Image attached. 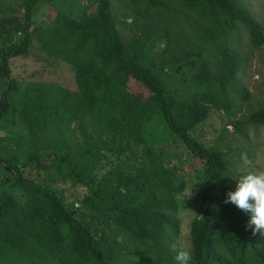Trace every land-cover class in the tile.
I'll list each match as a JSON object with an SVG mask.
<instances>
[{"label":"trees","instance_id":"16d2710c","mask_svg":"<svg viewBox=\"0 0 264 264\" xmlns=\"http://www.w3.org/2000/svg\"><path fill=\"white\" fill-rule=\"evenodd\" d=\"M17 1L23 13L0 20V128L19 121L27 135L0 136V264H177L187 180L165 148L177 141L201 179L190 264H264V236L223 203L236 181L221 138L209 145L192 134L213 109L233 114L250 98L235 44L243 29L261 45L264 26L245 2ZM42 1L50 15L34 32ZM34 36L70 64L73 89L13 77L10 58L27 55ZM232 122L264 126V102ZM68 181L87 187L75 203L57 187Z\"/></svg>","mask_w":264,"mask_h":264},{"label":"rangeland","instance_id":"374dc122","mask_svg":"<svg viewBox=\"0 0 264 264\" xmlns=\"http://www.w3.org/2000/svg\"><path fill=\"white\" fill-rule=\"evenodd\" d=\"M58 1L57 4L62 5H64L63 2H74L79 8L82 4L87 3L88 0ZM243 1L252 11L254 17L264 26V0ZM3 3L6 5H3ZM50 11L48 2L42 1L39 3L32 26L34 32L49 18ZM21 13H23V9L19 1L0 0V20L18 18ZM7 24L8 26L10 25L9 23ZM121 29L126 32L125 26H122ZM19 35L20 33L14 32V40H18ZM3 37L4 35L0 37V40H2ZM0 43L3 45L2 42ZM235 46L246 54L247 64L240 74L239 83L249 92L250 98L246 100H237V106L233 114H227L225 111L213 109L210 116L199 124L192 134L209 145L214 144L216 139L221 138L219 143L228 153L231 172L237 177L253 169L264 168V126L246 125L244 130H240V133L236 125L231 124L233 123L232 121L245 119L259 103L264 102V32L262 44L254 46L250 42L248 33L240 29ZM10 64L13 77L24 83L32 80H59L71 89L75 87V77L72 69L69 67L70 64L61 59L49 58L48 55L44 54V52L39 49V41L35 36L30 52L25 56L11 57ZM6 85V82L0 80V95ZM225 126L228 127L229 133L221 136ZM26 133V127L19 121L12 126L9 124H2L0 128V136L2 137L11 135L25 137L27 135ZM12 143L15 144V141L13 140ZM165 148H170V154L177 155L178 158H175L173 162L178 165H183V168L179 170V174L187 180V188L182 195L183 203L180 210L181 226L177 241L183 248L188 249L190 246V224L197 215L196 206L199 205L198 185L201 183V179L198 173L188 171L191 163L190 152L187 147L184 146L183 142L177 141L176 144H167ZM3 173H5V171L0 168V178ZM27 174L35 178L37 177L36 169L30 167L27 170ZM57 187L63 192L69 203H75L76 200L81 199L87 192L86 186L72 185L70 181L59 182ZM80 208L85 211L82 205Z\"/></svg>","mask_w":264,"mask_h":264},{"label":"clouds","instance_id":"9594fccd","mask_svg":"<svg viewBox=\"0 0 264 264\" xmlns=\"http://www.w3.org/2000/svg\"><path fill=\"white\" fill-rule=\"evenodd\" d=\"M235 190L226 193L225 204H232L249 215L246 225L252 234L264 236V168H256L235 178ZM78 205V203H77ZM177 264H190L191 251L183 247H175Z\"/></svg>","mask_w":264,"mask_h":264}]
</instances>
